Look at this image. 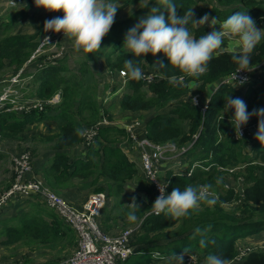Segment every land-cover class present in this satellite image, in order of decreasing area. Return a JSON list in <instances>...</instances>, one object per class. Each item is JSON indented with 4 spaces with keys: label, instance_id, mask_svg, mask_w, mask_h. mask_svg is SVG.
<instances>
[{
    "label": "trees",
    "instance_id": "trees-1",
    "mask_svg": "<svg viewBox=\"0 0 264 264\" xmlns=\"http://www.w3.org/2000/svg\"><path fill=\"white\" fill-rule=\"evenodd\" d=\"M140 1L126 0V3ZM203 1L172 0L177 6L178 15H183L193 8L194 19L198 20L207 14L219 20H226L239 11L247 12L256 26L264 25V0H216L218 5L211 8L201 6L200 2ZM34 2L35 0H28L26 8L19 11L18 15H25ZM154 6H160L167 17L166 9L160 5L159 0H149L143 8L136 9L127 17L115 16L114 24L102 40L101 49L94 53L97 57L103 55L112 74L124 70L126 59H134L142 71L150 67L153 69L151 71L158 74L150 82L144 78L140 80L127 78L125 84L127 92L120 101V107L124 112L159 111L169 107L167 112L157 113L145 124V136L153 143L160 145L172 143L179 150L186 149L182 153L183 156L181 155V159L188 163L186 171L178 173L169 169L165 177H162L168 181L166 195L171 194L176 187L183 190L186 185L211 184L216 203L214 205L202 203L189 216L173 218L164 214L157 216L151 212L155 196L153 203L149 204L137 195L136 202L140 205V210L136 211L138 221L135 224L138 227L131 241L135 252L119 264H152L156 253L164 256L179 255L183 249H188V253L197 252L200 259L204 260L209 254H214L229 259L231 264H264V249H252L246 256L238 259L239 249L236 246L237 240L264 232V176L261 174L264 173V145L253 139L254 136L249 132L237 138L230 123L234 110L228 112L224 110L225 99L229 95L240 97L246 103L249 112L264 107V40L252 53L251 66L259 67L253 73L256 79L252 78L246 84V90L222 84L213 91L212 87L217 82L235 72L237 65L232 57L238 54L240 49L227 51L221 47L208 64L207 71L199 78H190L170 66L162 52L156 56L149 53L142 57L145 60L143 61L134 58L127 47L123 46L128 30ZM12 23H6L4 29L11 27ZM188 27L197 38L211 30L208 24L198 29L193 28L191 24ZM36 37V34L16 33L0 38V70L6 62L16 65L15 72L20 71L27 63L35 64V70L30 74L33 75L32 82L37 84V89L32 95L45 101L60 94V102L57 105L45 104L43 109L31 108L26 112L2 110L1 135L5 138L23 140L26 136L24 130L28 125L44 119H54L61 123L60 131L49 136V140L55 141L53 145L55 153L51 163L44 167L45 180L57 188L63 186L66 181L91 179V176L98 172L110 183L108 197L122 193L125 184L140 175V169L128 158L122 147L117 145L126 141L129 133L125 128L114 125L113 116L95 94L96 87L86 81L88 78L93 79V72L86 62L82 64L80 74H77L70 71L64 60L48 62L43 55L30 60L38 46ZM222 46H226V43L224 42ZM92 57H95L93 53H89L86 60ZM158 61L162 62L165 68H159L157 65L154 69L153 66L158 64ZM174 77L177 79L184 77V82L177 81L173 79ZM191 83L199 85L195 89H190ZM196 94H200L203 100L209 97L205 111L193 102L192 96ZM30 95L31 92H28L26 97ZM53 111L56 112L52 114ZM104 118L112 124L98 125V134L94 142L84 147L85 156L72 157L70 149L84 141L80 133L97 125ZM256 122L258 120L253 116L244 126ZM252 140H256L255 153L250 155L247 147ZM193 165L196 166L192 173L187 174ZM240 165H243L242 169L232 172V176L243 180L241 193L233 186H229L226 181L229 169ZM220 178L222 182L217 183ZM94 180H98V177ZM146 180L155 192L153 184ZM12 181L3 189L10 187ZM141 188L147 189V185ZM103 190L102 187L95 189ZM234 202H239V205L235 208L225 207L226 204ZM130 211L127 208L126 214L129 215ZM121 217L123 216L118 215L116 219ZM4 224L6 238L2 244L5 246L16 247L20 244L36 249H58L55 259L46 264H55L70 256L78 244L74 229L58 214L47 212L44 208L8 219ZM208 226H211V229L205 232ZM197 228L204 233L203 238L208 241L207 247L200 246L201 235L192 238ZM65 238H68L69 247L64 243Z\"/></svg>",
    "mask_w": 264,
    "mask_h": 264
},
{
    "label": "rangeland",
    "instance_id": "rangeland-1",
    "mask_svg": "<svg viewBox=\"0 0 264 264\" xmlns=\"http://www.w3.org/2000/svg\"><path fill=\"white\" fill-rule=\"evenodd\" d=\"M9 0H0V38L6 36L7 34H16V33H22V34H29L34 35L36 34V41L38 42L37 49L34 53L37 54L36 57L39 55H43L44 58H47L46 60L48 62L55 61L56 59L64 60L65 64L69 66L70 71L80 74V70L82 67V64L86 62L88 64L89 69L93 72V79H87L86 81H89L93 85V87H96L95 94L98 95V100L102 103L103 106H105V109L113 116V123L114 125H119L122 128H125V125L128 124H135L137 127V132L140 137H146L141 134V124L143 121H146L152 114V112H143L141 114L138 113H124V111L121 109L120 105L117 104L116 101L109 100L104 103V100L107 96H110V90H112V87H116L117 84L121 86L120 91L117 92V99L120 98V94L125 90V84L124 78L122 75H120L119 72H115L114 74L110 73L108 66L106 65L105 59L101 57H97L95 53H93V56L89 60H86L87 54L83 51H76L74 49V42L73 40L69 39L67 36H63V32L55 33L52 31L45 32L44 31V22L46 20L53 19L55 17H62L63 12H50L45 10L42 7H37L35 2L32 7L28 8L25 15H18L19 11H22L25 7V5H11L8 2ZM126 0H115V2L118 3L119 7L117 10V13L115 16L124 18L129 16L133 13L136 9L143 8L146 4H148L149 0H141L136 6H133L131 4L125 5ZM200 5L203 7L211 8L212 6L218 5L216 3V0H204L203 2H200ZM148 14V13H147ZM145 14V15H147ZM17 16V18H16ZM213 17L209 16V24ZM218 20V19H217ZM224 20L220 21L218 20V23H222ZM13 22L11 24V27L8 29H4V25L6 23ZM2 24V26H1ZM217 30H220V25L217 24L216 26ZM258 29H264V25L262 26H256ZM212 31V28H211ZM45 37H48V42L45 39ZM226 43V46H222V50L227 51H236L239 50V44L236 39H225L224 41ZM38 51V52H37ZM216 55V53L214 54ZM159 62V61H158ZM15 66L11 65L9 62H6L5 66L2 70H0V92L1 90L7 86H9L11 83V79H14L16 74L18 72H15ZM150 68V67H148ZM35 70V64L33 63H27L25 68L23 69V74L21 79L18 77L15 80L16 83H12V89L20 90L21 89H28L27 93L31 92L32 94H35V90L37 89V84L33 83V78L27 77V74L32 73ZM147 69L144 71V73H147ZM82 76V74H81ZM126 80L128 76H125ZM127 82V81H126ZM116 84V86H115ZM197 86H195V83L190 84V89H195ZM212 87V86H211ZM213 86L212 88H214ZM237 89H240L242 91L246 90V85L242 87H237ZM127 91V89H126ZM35 96V95H32ZM114 96V95H113ZM240 98V97H239ZM54 105L59 104V101L56 103H53ZM56 112V111H55ZM54 111L52 114L55 113ZM234 112V111H233ZM232 112V115H233ZM126 114L128 116L126 117ZM152 117V116H151ZM150 117V118H151ZM149 118V119H150ZM60 122L54 120V119H44L40 122H37L36 124L28 125L25 128V138L22 140L20 139H10L5 138L0 133V144H1V151H0V191L8 185L12 180L15 179V173H14V159L25 150H29L32 153V170L27 173L26 177L28 178H35L40 179L45 184L50 186L55 192H57L59 195L67 199L72 205L76 207H80L83 203L82 201L84 198H87L89 194L93 193H103L106 197V205L99 216V220L106 224L110 225L112 228V232H108L102 229L110 234H118L121 231H124L126 229H134V232L137 229V222L136 219L134 222L130 221L128 219V214H126V209L128 208L127 205L132 202L133 197H137L136 187L138 189H141L143 185H147V189L144 191V195H146L145 200L148 201L149 204L153 203L155 192L153 191V188L151 184L148 183V181L145 178V175L143 173V170H140L139 177H135L133 180L128 181L124 188L123 192L121 193H115L113 195V198L108 197V194L110 193V186L108 180H105L104 176H100L99 173H95L91 176V179L88 180H73V181H66L64 182L63 186H59L57 188H54L50 183H48L45 178V161H47L49 158H46V155H49V153H52L54 140H49V136H52L54 132L58 130V125ZM112 124V122L110 123ZM255 131L253 132L252 136L253 139H255V135L257 133V126L255 127ZM256 140H252L251 143L247 147V151H249L250 155H253L255 152V146L254 142ZM130 143H136L132 140V138H128L126 141L122 142L121 144L118 143L117 145H120L124 151V145H129ZM137 145V143H136ZM80 148V147H79ZM82 147V149H76L71 150L70 153H79L82 150H85V148ZM125 152V151H124ZM175 151H168L166 156H170L174 154ZM179 154L180 159L182 156ZM138 157L140 159V164L142 165V157L140 154V150L138 152ZM165 159V158H164ZM164 161V160H163ZM51 162V161H50ZM48 162V165L50 164ZM187 162V161H186ZM47 166V165H46ZM36 169L39 171V173H36L35 176L32 175V172ZM142 168V167H141ZM184 168H180L179 171H182ZM261 174L264 176V173L261 172ZM96 177H98V180H94ZM226 181L229 186H233L237 191H240L243 187V180L235 179L232 176V173L226 174ZM13 182V181H12ZM97 187H102L103 191H95ZM75 189L76 191V200L73 199L72 196H69V192L73 193L72 189ZM37 194H32L30 196H19L9 202V206L12 207L11 210L6 214V216H3V220H0V264H46L49 263L47 261V258H49L51 250H38L39 252L33 256V258H27L26 255L31 249V247L18 245L16 247H9L3 245V241L5 240L4 235V221L8 219H13L14 217H20L25 214L32 213L39 208H44L47 212L58 214L53 208L47 207L44 202V200L40 196H36ZM213 195V194H212ZM139 196V195H138ZM215 198V195H213ZM45 203V204H44ZM239 205V203H233L230 208H235ZM118 215H122L123 217L118 218ZM110 216V217H109ZM100 223V221H99ZM101 225V224H100ZM106 226V225H104ZM74 235L77 237V243L79 239V235L77 231L74 230ZM68 238L64 239L65 245L69 247L68 244ZM78 245V244H77ZM62 246V245H60ZM134 246V245H133ZM64 247V246H63ZM27 248V249H26ZM60 248V247H59ZM37 250V249H36ZM65 250V249H64ZM52 251H58V249L52 250ZM57 253V252H56ZM197 253V252H196ZM156 256V255H155ZM167 257V256H164ZM206 260V259H205ZM204 258H199V264H205Z\"/></svg>",
    "mask_w": 264,
    "mask_h": 264
},
{
    "label": "clouds",
    "instance_id": "clouds-1",
    "mask_svg": "<svg viewBox=\"0 0 264 264\" xmlns=\"http://www.w3.org/2000/svg\"><path fill=\"white\" fill-rule=\"evenodd\" d=\"M159 3L166 9L167 17L161 11L160 6H154L146 16L139 18L138 23L125 35L123 46L127 47L134 58L142 59L149 53L156 56L157 53L162 52L166 55L170 66L178 69L187 77L199 78L207 71L208 64L214 59V54L222 47L225 39H236L240 51L232 57L237 65L232 79L237 83V73L250 72L252 53L256 46L264 40V29H258L255 21L247 12L238 11L222 23H218L217 18L213 17L209 24L207 14L198 20L194 19L193 8L183 15H178L177 6L172 0H159ZM35 4L50 12L62 11V17H55L44 22V31L63 32V36L73 40L76 51H83L86 54L101 49L102 40L109 33L117 10L120 8L115 0H35ZM189 24L197 29L209 24L212 31L197 38L189 29ZM217 24L220 25V30L216 29ZM48 39L45 37L44 40L48 42ZM158 67L165 68V65L158 62ZM123 74L132 80L144 78L142 69L134 59L124 61ZM245 82L246 78L239 79V84L242 85ZM224 110L225 112L234 110L230 123L239 136L242 126L255 116L258 120L255 139L264 145V107L249 112L246 103L241 98L229 95L225 99ZM221 182L222 178L217 180V183ZM165 187L166 185L163 187L159 185L160 195L150 209L157 216L164 214L173 218H183L198 209L202 203L208 205L216 203L212 195L211 184L186 185L183 190L176 187L169 195L165 194ZM127 207L131 210L128 219L135 221L136 211L140 210L135 197ZM210 229L211 226H208L205 232ZM196 235L202 237L199 240L200 246L207 247L208 241L203 238L204 233L201 229L197 228L192 238L194 239ZM185 255H189L188 249H183L178 256L173 254L171 259L174 264H183ZM205 264H231V261L219 255L209 254Z\"/></svg>",
    "mask_w": 264,
    "mask_h": 264
},
{
    "label": "built area",
    "instance_id": "built-area-1",
    "mask_svg": "<svg viewBox=\"0 0 264 264\" xmlns=\"http://www.w3.org/2000/svg\"><path fill=\"white\" fill-rule=\"evenodd\" d=\"M28 0H9L11 5H25ZM38 52V51H37ZM37 56L36 53L31 57L30 60ZM29 60V61H30ZM53 63L55 61H52ZM259 66H251L250 72H240L237 73V83L232 79L234 73L224 77L221 81L217 82L214 86L213 91L217 90L222 84H230L235 87H242L252 80L254 77L253 73L258 69ZM25 68V67H24ZM22 68L14 79L22 77ZM252 70V71H251ZM120 75L126 78L124 70H120ZM144 79L147 82L154 80L158 74L154 71L144 73ZM27 77H33L32 74L27 75ZM246 78V82L242 85L239 84V79ZM14 79L9 81L11 84L4 88L0 92V112L2 110L6 111H18L26 112L31 108L43 109L45 104L60 102V94L55 95L51 99L41 100L37 97L34 99L26 97L28 89L17 90L12 89V83H16ZM177 81L184 82V77L173 78ZM193 102L200 106L202 111H205L209 98L203 100L200 94L192 96ZM109 122L106 118L95 126L89 127L83 134L84 141L81 143L83 147L90 145L94 142L96 135L98 134V125H108ZM258 122L252 123L249 126H242L241 135L238 133L236 137L240 138L244 136L247 132L250 135L255 131V127ZM125 129L129 133V138L131 137L133 141L137 143L140 149V154L142 157V170L143 173L154 186L155 199L160 195L159 185L161 187L165 186V194H167L168 181L161 177V165L168 151H175L176 153H184L186 149L179 150L175 144L169 143L166 145H160L153 143L147 137H140L137 132V127L135 124L125 125ZM1 151V144H0ZM193 165L187 172L191 174L194 167ZM243 165L233 167L229 169V173L238 171L242 169ZM32 170V153L29 150L22 151L14 159V173L15 179L11 183L10 187L2 189L0 191V212L7 207L9 202L19 196H30L32 194H37L40 196L47 206L53 208L58 215L64 220L65 223L70 225L79 235L78 245L75 251L68 257L60 260L55 264H119V262L126 260L135 252V248L132 245V236L134 234V229H126L118 234H110L104 231L99 223V216L101 215L105 205L106 197L103 193H93L90 194L87 200L78 208L72 205L67 199L55 192L50 186L45 184L40 179L28 178L27 173ZM156 180H152V179ZM213 194V192H212ZM264 249V247H259ZM252 249H257L256 247H241L239 248L238 259L246 256ZM185 255L186 264H199V255L196 252L188 253Z\"/></svg>",
    "mask_w": 264,
    "mask_h": 264
},
{
    "label": "crops",
    "instance_id": "crops-1",
    "mask_svg": "<svg viewBox=\"0 0 264 264\" xmlns=\"http://www.w3.org/2000/svg\"><path fill=\"white\" fill-rule=\"evenodd\" d=\"M129 4H131V5H133V6H136L138 3H132V2H130V3H126V1H125V5L127 6V5H129ZM219 20V19H218ZM220 21H222V20H220ZM2 25V24H1ZM209 25V24H208ZM5 28V27H4ZM211 31V30H210ZM157 65L158 64H156V65H154L153 66V68L154 69H156L157 68ZM151 70H153V69H150V68H147V71L148 72H150ZM124 84V83H123ZM126 84V83H125ZM199 84H196L195 83V86H198ZM115 86H116V84H115ZM112 90H110L109 92H110V96H107L106 98H105V100H104V103L103 104H106V102H108L109 100H112V101H116L117 102V104L118 105H120V101H121V99L123 98V96H124V94L127 92L126 91V87H125V90L122 92V93H118V94H120L119 96H120V98L119 99H117V92L118 91H120V89H123V88H121V86H119L118 84H117V86L114 88V87H112L111 88ZM114 95V96H113ZM28 98H31V99H34L35 98V96H32V95H30V96H28ZM207 98H209V97H206V99ZM170 108L169 107H166V108H164V109H161V110H159V111H155V110H141V111H137V112H124V113H129V114H131V113H138V114H141V113H143V112H152V114H151V116H154V115H156L157 113H164V112H167L168 110H169ZM128 116V114H126V117ZM150 116V117H151ZM149 117V118H150ZM148 118V119H149ZM147 119V120H148ZM147 120L146 121H143L142 122V124H141V126H140V128H141V134H143V136H145V124H146V122H147ZM34 124H36V123H34ZM61 124V123H60ZM60 124L58 125V130L56 131V132H54V133H57V132H59L60 131ZM33 125V124H32ZM119 126V125H118ZM53 133V134H54ZM80 147V148H79ZM82 145L80 144V145H77L76 147H74V148H72V149H70V152H71V150H72V152H73V150H76V149H82ZM84 149V148H83ZM53 150V149H52ZM139 147L136 145V143H130L129 145H127V144H125L124 145V151H125V153H126V155L128 156V158L131 160V161H133L135 164H136V166L140 169V170H142V168H141V164H140V159H139V157H138V152H139ZM54 153H55V151L53 150L52 151V153H49V155H46V158H49L47 161H45V163H44V165L46 166V165H48V162H50L51 160H52V158H53V156H54ZM84 150H82V151H80L79 153H77V154H75V153H70L71 154V156L72 157H74V158H78V157H83V156H85L84 155ZM51 163V162H50ZM184 168L182 171H179V169L180 168ZM187 167H188V163L186 162V161H183L182 159H180V157H179V154L178 153H176V152H174V154H172V155H170V156H166L165 157V159H164V161H163V163H162V165H161V168H160V170H161V177H165V174H166V172H167V170H169V169H172V170H174L175 172H178V173H184L185 171H186V169H187ZM36 173H39V171L36 169V167H35V171L34 172H32V175L33 176H35V174ZM30 174V173H29ZM76 180V179H75ZM79 180H81V179H79ZM133 180V179H132ZM131 181V180H130ZM242 189H243V187L241 188V190L239 191L240 193L242 192ZM145 189H143V188H141V189H138L137 187H136V192H137V194L145 201V202H148L147 200H145V197H146V195H144V191ZM72 191H73V193H71V191L68 193L69 194V196H72L73 197V199H75L76 200V197H77V193H76V191H75V189L73 188L72 189ZM90 195V194H89ZM89 195L87 196V198L89 197ZM213 195H214V193H213ZM27 197V196H26ZM216 197V196H215ZM87 198H84V200L82 201V203L87 199ZM110 198H113V196H109V199ZM234 203H237V202H234ZM239 203V202H238ZM233 204V203H232ZM232 204H226L225 205V207H227V208H230V206L232 205ZM10 204H8L7 205V207H6V209H4L1 213H0V220L2 221L3 220V216L2 215H4V216H6V214H8V212L11 210V208L12 207H10L9 206ZM100 221V224H101V226L104 228V230H106V231H108V232H112V228L110 227V225H108V224H106V222L104 223V225H106V226H104L103 225V223L101 222V220H99ZM113 233V232H112ZM120 233V232H119ZM236 246H237V248L239 249V248H241V247H247V246H249V247H256V248H259V247H264V232H260V233H258V234H254V235H250V236H248V237H246V238H242V239H239V240H237V242H236ZM27 249V248H26ZM38 250H41V252L43 251V250H48V249H43V248H39V249H37L36 250V248H31V249H29V251H28V253H27V255H26V259L27 258H33V256L34 255H36L39 251ZM74 251H75V249H74ZM73 251V252H74ZM56 252L57 251H52L51 250V253L52 254H54V255H50L49 256V258H47V261H51V260H53V259H55V257L57 256L56 255ZM156 256L154 257V260H153V262H152V264H174V261L171 259L172 258V256H167V257H164V255H162V254H160V253H156L155 254ZM180 255V254H179ZM178 256V255H177ZM185 263V259H184V261H183V264Z\"/></svg>",
    "mask_w": 264,
    "mask_h": 264
}]
</instances>
